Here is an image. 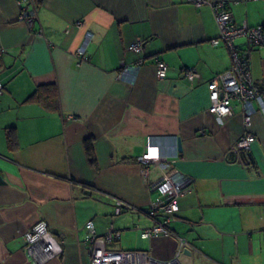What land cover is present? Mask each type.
<instances>
[{
    "label": "crops",
    "instance_id": "0c3cea01",
    "mask_svg": "<svg viewBox=\"0 0 264 264\" xmlns=\"http://www.w3.org/2000/svg\"><path fill=\"white\" fill-rule=\"evenodd\" d=\"M222 1L235 22L264 31V0ZM29 3L0 0V264H89L87 220L98 234L112 223L120 233L114 249L168 259L182 238L180 264H264V119L254 113L248 130L255 140L244 161L232 158L228 152L244 131L243 106L233 99L224 118L208 111V83L231 64L228 47L213 41L219 27L210 6ZM136 39L140 52L128 49ZM234 44L264 91V44L249 45L243 36ZM156 57L168 65L163 78L155 74ZM189 69L197 73L192 80ZM48 85H55L56 109L28 99ZM12 125L10 149L5 127ZM172 135L180 137V151ZM148 139L160 157L141 163ZM174 172L186 182L173 234L142 238L140 230L153 224L144 209L159 196L154 185ZM116 199L132 208L114 214ZM39 221L60 244L56 257L27 249L25 235Z\"/></svg>",
    "mask_w": 264,
    "mask_h": 264
},
{
    "label": "built area",
    "instance_id": "2783aa9c",
    "mask_svg": "<svg viewBox=\"0 0 264 264\" xmlns=\"http://www.w3.org/2000/svg\"><path fill=\"white\" fill-rule=\"evenodd\" d=\"M32 3V0L27 2ZM194 6L207 4L210 6L214 18L219 27V35L213 41L223 42L229 49L231 56L230 66L217 73L208 83V111L218 118H224L232 113L231 101L238 99L243 106V126L244 131L230 148L228 154L234 156L237 161H244L246 152L250 149L251 143L255 136L248 129L252 123V117L258 110L261 111L264 119V91L259 89L252 81L246 55L240 52L238 46L234 44L237 37L243 36L247 39L249 45L264 44V31L261 26H248L246 23L238 24L233 20L232 13L222 0H187ZM29 3V4H30ZM24 14V13H23ZM23 16V15H22ZM31 23V17L28 18ZM142 40L136 39L128 49L134 52L142 51ZM3 51L0 49V52ZM82 53V50L79 51ZM155 74L158 78L166 75L168 65L160 59L155 58ZM187 79L192 80L197 76L193 69L185 71ZM3 86L0 83V94ZM256 102L257 108L254 103ZM71 117V116H69ZM159 146L148 139L145 144L144 153L138 157L141 163H146L150 159L160 157ZM166 164L162 165L165 169ZM147 170L142 168L141 176L146 178ZM185 178L178 173L164 174L161 180L154 185L158 190V197L151 203L146 213L152 218L153 224L140 230L142 238H149L158 235L170 236L173 234L170 222L174 220L175 212L178 209L177 198L183 192ZM132 208L131 205L121 200H114L113 213L120 214L124 209ZM86 241L89 244L88 261L89 264H180L179 254L187 243L184 239L179 238L178 248L174 255L168 259H157L150 252L140 249H114L110 246L114 239L120 237V233L114 230L112 223L109 224L107 231L98 234L92 220L85 223ZM25 240L27 249L30 253H39L45 258L56 257L61 247L57 240L47 229L43 221L31 227L26 233Z\"/></svg>",
    "mask_w": 264,
    "mask_h": 264
},
{
    "label": "trees",
    "instance_id": "16d2710c",
    "mask_svg": "<svg viewBox=\"0 0 264 264\" xmlns=\"http://www.w3.org/2000/svg\"><path fill=\"white\" fill-rule=\"evenodd\" d=\"M28 99H36L40 101L45 107L47 108H58V98L56 93L55 85H48V86H38L29 96ZM5 136H6V143L8 148L13 149L16 146V138L14 133V126H7L5 127ZM84 149L86 152L87 157L90 160H94L93 149H92V142L90 138H86L84 140ZM233 158V156H231ZM141 209V208H140ZM148 209H144L145 212H148ZM143 210V209H141Z\"/></svg>",
    "mask_w": 264,
    "mask_h": 264
},
{
    "label": "water",
    "instance_id": "95a60500",
    "mask_svg": "<svg viewBox=\"0 0 264 264\" xmlns=\"http://www.w3.org/2000/svg\"><path fill=\"white\" fill-rule=\"evenodd\" d=\"M172 138L175 139V148H176V151H180L181 150V140H180V137L177 136V135H172ZM188 252H190L189 249H186Z\"/></svg>",
    "mask_w": 264,
    "mask_h": 264
}]
</instances>
